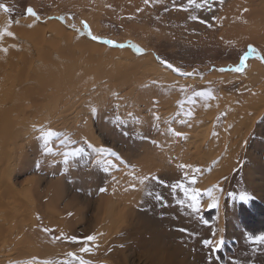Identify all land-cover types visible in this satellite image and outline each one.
Returning a JSON list of instances; mask_svg holds the SVG:
<instances>
[{
  "label": "rangeland",
  "instance_id": "374dc122",
  "mask_svg": "<svg viewBox=\"0 0 264 264\" xmlns=\"http://www.w3.org/2000/svg\"><path fill=\"white\" fill-rule=\"evenodd\" d=\"M197 3L200 8L188 0H0L8 8H0V48L12 46L16 59L26 49L33 56L31 39L50 38L58 26L112 49L124 65L121 55L129 53L178 77L147 75L140 87L103 83L98 92L88 80L74 86L78 96L69 90L36 118L13 114L11 127L23 131L7 139L16 141V160H8L2 179L21 206L17 221L5 223L10 239L0 242L2 249L18 244L0 249V264H264V242L256 239L264 236V37H225L218 22L231 7L230 13L245 10L242 3ZM219 73L235 77L225 82ZM240 116L250 125L234 137L225 124ZM48 131L56 135L46 143L41 137ZM241 194L250 197L247 203ZM210 196L217 207L204 209ZM89 235L96 240L81 243Z\"/></svg>",
  "mask_w": 264,
  "mask_h": 264
},
{
  "label": "bare ground",
  "instance_id": "6f19581e",
  "mask_svg": "<svg viewBox=\"0 0 264 264\" xmlns=\"http://www.w3.org/2000/svg\"><path fill=\"white\" fill-rule=\"evenodd\" d=\"M114 1H116V0H114ZM236 2H237L236 4H238V2L242 3V5L245 6V10H241L242 9L241 8L239 11H237V10L233 11V13H234L233 14V13H230V10H234L235 7H231V9H229V12H226V14L223 17H221V19L218 22V25L226 27V31L224 30L225 37L228 36V38H233V39L236 38L237 39L240 36V38L243 37L244 40H245V38L246 39L248 38L249 40H257V38L260 37V33H261V36L264 37V0H236ZM130 7H132V6H130ZM133 7H135V6L133 5ZM254 18H257V20H256L257 25L256 26L251 25L253 23L251 21H253ZM29 24H30V26L32 25L31 23H29ZM49 24L50 23H47V25H49ZM51 34H53L52 37H50V38L46 37L47 39L46 38L44 39L45 36L43 34H42L43 37L39 36V37H41L40 40H39V38L31 39V41H34V42L37 41L38 43L36 42V44H35L33 42L34 44H33L32 49L35 50L36 52L34 53V51H33V56L31 55L30 57L27 54L29 51V50L27 51V49L26 50L22 49V50H25L27 53L23 51L22 54L20 53L19 58L17 57L18 59H16V56L18 54H15L16 52L14 51V48H12V46L8 47V48L3 47L2 50L0 48V129H3V127L6 126V127H4V128H6L5 131L0 132V241H3V237H4V239H6L8 237H9L8 239H10L11 233L9 234L10 236H8L7 234H8V232H11L12 229L10 228L11 231H9V228L5 229L4 226H5L6 222L15 223L17 221L20 213L17 212L16 210L19 209L18 208L19 206H21L17 202V199H16L18 192L16 193V191H14V187L11 185V183H9V181H3V179H2V176L5 173H7V171L5 170V168H6L5 165H7V163L9 162L8 160H10V159H12V161L16 160L15 158H12L14 155L13 152H15L14 149L17 147L16 141H14L13 143L12 142L7 143V139L11 136L15 137V138L16 137L19 138L20 132L22 133V131H23V127L21 128L22 131H20L21 129H16L17 127L14 128L15 126L13 127L14 129L11 127L15 124V120H13V118H12L13 114H18L19 117L22 116L21 117L22 121H23V119H25L26 116H34V118H36L35 115L37 113L43 111L44 108L52 109L54 106L52 108L50 106L53 105L55 100H61V101H58L57 103L62 102V97L65 98L66 94L69 93V90L72 93L75 92L76 88L74 86H77L78 84L81 85L80 83H83L84 81H88V80H92L96 84V85L94 84L91 86H95V88L97 87V92H98L101 89H103V87H104L103 83H114L116 81H118V82L122 81L121 84L128 83L129 87L130 86L136 87V83L139 84V82L141 80H144L143 77L147 76V75L148 76L153 75L154 76L153 79H155V77H156V78H163V80L167 76L171 77V78H176L175 79L176 81L178 78L176 75H173L171 71L165 72V71L161 70V68L159 69L158 67H156L155 62L151 58L146 59V58H142L140 56L138 58H136V57L133 58V57H131V55H129V53L127 54V52H126L127 56L125 54L121 55V56L126 57L128 60L126 65H124L123 64L124 61L122 59H116L117 57L115 58L114 54L116 52L113 53L112 49L110 51V50L102 49L103 47L102 48L96 47V45L91 43V41L88 42L85 38H82L80 36L76 37L73 34L70 35L69 33H66L64 30L59 28L58 26H56V28L54 29V32L52 30ZM48 36H51V35H48ZM29 37L32 38L33 36L29 35ZM27 38L25 39L26 44L27 43L29 44L30 40L27 42ZM222 39H224V38H222ZM259 40L262 41L264 39L261 40L259 38ZM34 45H36V46L34 47ZM116 49H117V47H116ZM119 50L117 49V51H119ZM104 51H106V53ZM5 52L7 54H6V57L4 59L2 54ZM209 75L210 74H208V76ZM216 75L218 76V74H216ZM219 75L223 79H225L224 80L225 82L231 76L235 77V74H233V73H219ZM220 76H219V79H220ZM212 77L214 78L213 75H212ZM237 77H238V75H237ZM175 80H173V81H175ZM178 80L180 81V79H178ZM182 80H184V79H181V81ZM189 80H191V79H189ZM189 80L186 79L185 82L187 83V81L189 82ZM202 81L206 82V78H205V80L202 79ZM216 82H218V80ZM109 87H113V86L110 85ZM139 87H140V84H139ZM50 90L52 91V93H49V92H51ZM71 90H73V91H71ZM134 90L136 91V89H134ZM261 91H263V90H261ZM130 93L126 92L122 98H124V97L126 98L127 96L130 95ZM75 94H76V92H75ZM77 94L79 95V93H77ZM86 94L87 93H85V95ZM56 95L60 96L59 99H57ZM61 95H62V97H61ZM68 99H70V98H68ZM127 99L128 98H126V100ZM99 100H101V99L99 98ZM260 103L261 102H259V104ZM118 104L116 103V105H118ZM90 105H91V102H90ZM57 107H58V104H57ZM53 110H55V108ZM46 111L48 113V110H46ZM231 112H232V110H231ZM246 112H248V109ZM48 115H49V113H48ZM46 116H47V114H46ZM248 119H249L248 117L240 116V118L237 117L235 121L230 120L227 123V121H228L227 120L226 124L225 123L224 124L226 126V129L231 128L230 130L232 131L233 135L235 134L234 137L240 136V134L243 133V132L241 133L240 130H242L243 128H247L250 125L249 124L250 122ZM29 122H31V121H29ZM50 122H52V121H50ZM27 124H29V123H27ZM20 125L22 126V124H20ZM7 127L12 128V129H8ZM197 138H199V137H197ZM19 140H22V139H19ZM84 140H85V138H84ZM238 140L240 141V139H238ZM232 148L235 149L236 147H232ZM215 149H216V146H215ZM228 152H230V151L228 150ZM233 152H234V150H233ZM153 158H155V157H153ZM10 164H12V163H10ZM147 165H146V167H147ZM230 165H232V164H230ZM7 166H9V165H7ZM9 167H11V166H9ZM9 170H10V168L8 169V172H9ZM224 170H226V168ZM4 171H5V173H4ZM213 177L214 176L211 175L210 179H207V183H208V184L206 183L207 185L211 184ZM198 189H200V188H198ZM127 191H125V192H127ZM213 198H214V196H212L210 199H207L205 201L204 206H203L204 209L209 208V205L212 204V202L214 200ZM1 199H3V200L5 199V201H10L11 204L4 203V202H2L3 200L1 201ZM6 199H8V200H6ZM113 208L114 207L109 206L108 211L109 212L113 211ZM126 212L124 211L125 214H126ZM245 213H247V211ZM109 216H110V213H109L108 217ZM249 219H251V218L249 217ZM218 224H219V222H218ZM262 224L260 223V226ZM249 229H250V226H249ZM255 229L256 228H254V230ZM6 230H8L7 233H6ZM259 230H260V227H259ZM5 235H7L8 237H5ZM12 235H14V234H12ZM10 241L11 240H9V242ZM3 242L6 243V241H3ZM3 242H0V249H2V247L4 245H6ZM17 244L18 243L15 241L10 242L8 244L7 248H4V249L8 250V251H13L14 248L17 247ZM4 249H2V250H4Z\"/></svg>",
  "mask_w": 264,
  "mask_h": 264
},
{
  "label": "snow or ice",
  "instance_id": "6c2138e0",
  "mask_svg": "<svg viewBox=\"0 0 264 264\" xmlns=\"http://www.w3.org/2000/svg\"><path fill=\"white\" fill-rule=\"evenodd\" d=\"M145 3H148V0H145ZM188 3H189L190 5H194L196 8H200V7H201V4H200V3H197V0H188ZM204 3H207V0H204ZM0 8H3V10H4L5 12L8 11V8H6V7H5L4 5H2V4H0ZM185 10H187V9H185ZM27 13H28V15H30V16H33V17L38 18V17L36 16V13H35V12L33 11V9H31V8H28V9H27ZM193 19H196V17H193ZM85 27H87L86 24H85ZM8 34L11 35V33H8ZM92 39H93V40H98L99 38L96 37V36H92ZM103 43H105V44H111L112 41L105 40V41H103ZM132 47H135V46L133 45ZM136 51H137V52H140L141 49L138 48V47H136ZM253 52H255V49H254V48H251V46H250V49H249V53H248V54L250 55V54H252ZM260 58H261V59H264V57H260ZM245 59H246V57H245ZM165 63H166V62H165ZM241 63H243V60L241 61ZM167 66H168L169 68H172V65H171V64H168ZM221 71H223V69H221ZM231 71L239 72V71H241V68H240V67H235V68L231 69ZM197 95H208V93H203V92H201V93H197ZM54 135H56L54 132H52V131H48V132H46L44 135H42L41 139L45 140V142L47 143L48 139H49L50 137L54 136ZM81 151H83V150H82V149L77 150V152L73 153V155H79V153H80ZM111 155H116V153L111 152ZM153 179H158V178H153ZM142 182H143V181H142ZM209 195H210V193H209ZM157 199H160V197H157ZM190 199L194 202L193 205H192V207L195 208V207H196L195 202H196V200H197V195H192V196L190 197ZM239 199H240L241 202L247 203L248 200L250 199V197H249L247 194H241L240 197H239ZM209 207H210V208L217 207V203H216L215 201H213V203L210 204ZM46 230H47V229H46ZM256 239H257V242H264V236L257 237ZM95 240H96V237H95V236H93V235H89V236L85 237L84 240L81 241V243H83L84 245H88V244H90L91 242H94ZM73 242H75V238H73ZM221 242H222V241H221ZM206 243H211V242H206ZM81 250L86 252V251H88L89 249H88V247H84V248H82ZM80 264H86V262L83 261V260H81V261H80Z\"/></svg>",
  "mask_w": 264,
  "mask_h": 264
}]
</instances>
